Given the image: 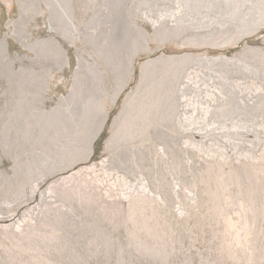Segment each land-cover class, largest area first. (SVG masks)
I'll use <instances>...</instances> for the list:
<instances>
[{
  "label": "rangeland",
  "instance_id": "1",
  "mask_svg": "<svg viewBox=\"0 0 264 264\" xmlns=\"http://www.w3.org/2000/svg\"><path fill=\"white\" fill-rule=\"evenodd\" d=\"M263 5L0 0V264H264Z\"/></svg>",
  "mask_w": 264,
  "mask_h": 264
},
{
  "label": "bare ground",
  "instance_id": "2",
  "mask_svg": "<svg viewBox=\"0 0 264 264\" xmlns=\"http://www.w3.org/2000/svg\"><path fill=\"white\" fill-rule=\"evenodd\" d=\"M233 1V0H232ZM177 2V1H176ZM228 3H229V1H228ZM261 3V2H260ZM220 4H222V3H220ZM212 5H214V4H212ZM239 6V5H238ZM264 6V5H263ZM242 7V6H241ZM187 9V8H186ZM262 10H260V12H261ZM182 12V11H181ZM216 12H218V11H216ZM258 12H259V10H258ZM264 12V11H263ZM181 14V13H180ZM236 14H237V11H235V12H233V14L232 15H230L232 18L233 17H235L236 16ZM252 14V13H251ZM256 14V13H255ZM261 15H263L262 14V12L260 13ZM173 15V14H172ZM179 15V14H178ZM260 15V16H261ZM121 16V15H120ZM161 16V15H160ZM255 16V15H254ZM66 17V16H65ZM145 17V16H144ZM149 17V16H148ZM247 17H248V15H247ZM257 16H255V18H256ZM150 18V17H149ZM229 18V17H228ZM259 17H257V19H258ZM262 18V17H261ZM260 18V20L259 21H261V25H264V17L261 19ZM120 19V18H119ZM145 19H147V18H145ZM160 19V18H159ZM158 19V20H159ZM168 19V18H167ZM152 21V20H151ZM163 21V20H162ZM165 21V20H164ZM208 21V20H207ZM255 21H258V20H255ZM200 22H201V20H200ZM164 23V22H163ZM221 23H223V21L221 22ZM253 23V22H252ZM169 24V23H168ZM171 24V23H170ZM181 24V23H180ZM257 24V23H256ZM154 25V24H153ZM159 26V25H158ZM170 26V25H169ZM190 26V25H189ZM193 26V25H192ZM238 26V25H237ZM257 26V25H256ZM241 26H239V28H240ZM243 27H244V24H243ZM259 27V26H258ZM163 28V27H162ZM254 28V27H253ZM261 28V27H260ZM194 29H196V28H194ZM223 29V28H222ZM169 30V29H168ZM247 30H248V28H247ZM251 31V30H250ZM249 31V32H250ZM208 32V31H207ZM254 33V32H253ZM244 36V35H243ZM147 37V36H146ZM145 38V37H144ZM144 40V39H143ZM135 41V40H134ZM146 41V40H145ZM234 41V40H233ZM137 42V41H136ZM133 43V42H132ZM204 43V42H203ZM215 43V42H214ZM215 45V44H214ZM217 45H218V43H217ZM3 46L4 47H6V44H5V42L3 43ZM133 51V50H132ZM248 51L249 52H256V53H258V54H264V51H263V49L261 48V47H251V48H249L248 49ZM191 57H193V59H196V61L197 62H200V63H205L206 65H210V64H216V63H225V64H230V65H232V66H235L234 65V62H236V65L237 64H239V62L242 60V58L239 56V57H227L226 55H223V54H220V55H217V56H209L206 52H203V53H201V54H196V55H191ZM238 62V63H237ZM142 70V69H141ZM146 72V71H145ZM188 74H186V79L184 80L185 81V83H187L188 82V84H190V85H194V82H196L195 80H193V79H195V78H193L192 76L190 77V76H187ZM47 79V78H46ZM243 92V91H242ZM264 94V93H263ZM211 95V94H210ZM212 96V95H211ZM209 97V96H208ZM254 97L255 98H258L256 95H252V96H250V99L251 100H254ZM251 102V101H250ZM229 144V143H228ZM8 148V147H7ZM160 149V148H159ZM92 150H93V146L91 145V147H90V150H89V154H88V157H87V159H90V158H92L91 157V154H92ZM166 151V150H165ZM81 156V155H80ZM163 156V155H162ZM166 157V156H165ZM91 160V159H90ZM165 160V159H164ZM104 161V160H103ZM106 161V160H105ZM36 162V161H35ZM38 164V163H37ZM61 164V163H60ZM102 166V165H101ZM72 167H74V166H72ZM78 170V169H77ZM85 170V169H84ZM107 173V172H106ZM95 174V173H94ZM43 175V174H42ZM117 179V178H116ZM70 180V179H69ZM78 181V180H77ZM129 185V184H128ZM144 187V186H143ZM52 190V189H51ZM35 209V208H34ZM5 217V216H4ZM2 219V218H1ZM6 221V220H5ZM9 222V221H8ZM4 225V224H3Z\"/></svg>",
  "mask_w": 264,
  "mask_h": 264
}]
</instances>
